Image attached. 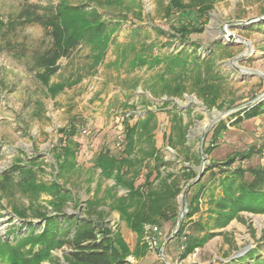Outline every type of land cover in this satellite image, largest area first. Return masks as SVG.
Segmentation results:
<instances>
[{
    "label": "rangeland",
    "instance_id": "374dc122",
    "mask_svg": "<svg viewBox=\"0 0 264 264\" xmlns=\"http://www.w3.org/2000/svg\"><path fill=\"white\" fill-rule=\"evenodd\" d=\"M171 2L125 0L109 5L98 4L96 0H0V175L8 172L11 165L25 164L36 156L41 165L37 169L38 179L52 181L55 176L52 151L62 135L58 129L74 123L80 174L65 185L76 199V204L70 201L63 209L68 216L85 217L84 202L90 196L85 180L89 175L96 179L98 172L93 169V159L102 148L117 150L123 138L124 121L133 124L151 111L155 122L151 133L154 145L166 165L175 167L168 170L178 172L182 166H193L197 173L202 155L198 162L187 161L183 148L170 145L173 119H180L186 127V147L199 154L202 138L205 144L216 124L221 120L226 123V130L211 153L203 154L200 182L206 189L191 216L188 200L195 189L188 191L187 184L193 179L181 185L174 200L176 216L158 229L145 225L144 241L137 242L136 234L118 212L109 211L104 205L99 207L104 210L108 228L119 231L131 252L137 248L140 253L127 255L122 264H166L159 250L177 226L178 216L185 209V197L187 211L181 222L187 225L201 222L208 228L206 223L212 224L208 219L211 193L214 197L221 194L219 178L232 173L238 165L243 168L264 165V108L255 117L243 118L245 111L264 104V0H181L184 8L172 6ZM59 3L95 7L110 26L117 23L119 26L98 64L93 58L95 47L79 44L69 57L56 60L53 67L58 69L45 83L39 77L46 72L41 59L48 56L52 41L50 29L40 25L34 15L44 14L45 8ZM250 19L253 20L247 22ZM180 24L195 25L199 30L182 37L174 30ZM225 32L234 35V39H228ZM183 49L195 51L200 60L212 57L213 73L218 80L209 77L206 81L216 86L217 101L213 107H206L197 91L191 90L192 78L186 80L187 90L182 94L168 93L164 82L172 85L181 82L179 77L165 71V63L151 68L146 65L132 68L130 64L138 55L163 57ZM71 75L80 77V82L53 96L48 87ZM247 103L243 109L213 122L219 114ZM249 149L253 155L242 159L240 153L251 154ZM233 155L232 166H223ZM244 177L250 180L252 176L247 171ZM141 181L142 178L136 183ZM112 183L105 180L102 188ZM94 184L95 181L91 187ZM117 191L120 195L124 193L121 188ZM47 200L50 197L46 194L38 199L49 213L52 209ZM12 207L23 209L26 217L20 219ZM34 208L17 189L8 188L4 192V187H0V239L10 241L24 236L31 223L36 233L42 231L44 221L32 216ZM18 225L21 227L9 232ZM210 231L218 234L185 258L180 257L181 238L176 239V232L164 246L167 264H251L255 258L264 261V213L240 211L238 219ZM151 238L157 239V245L151 243ZM249 250H256V254L240 260ZM68 251L67 245L52 250L54 261L40 264H67L63 256ZM0 264H5L4 260Z\"/></svg>",
    "mask_w": 264,
    "mask_h": 264
},
{
    "label": "trees",
    "instance_id": "16d2710c",
    "mask_svg": "<svg viewBox=\"0 0 264 264\" xmlns=\"http://www.w3.org/2000/svg\"><path fill=\"white\" fill-rule=\"evenodd\" d=\"M96 1L98 4L109 3V5L125 2V0ZM171 4L179 8L185 7L181 0H172ZM88 6L59 3L45 8L44 14L34 15L40 25L50 29L52 41L47 51L48 56L44 55L41 59V66L46 68V72L39 75L43 82L47 83L56 73L58 68L53 67L56 60L69 57L79 44L95 47L96 51L93 53L95 64L105 56L107 48L113 41L112 35L119 24L110 26L102 19L95 7L88 9ZM205 8L207 7L203 9ZM174 30L185 37L190 32L198 31L199 28L195 25L180 24ZM163 63H165V71L174 78L179 77L178 82H181L174 85L169 81L164 82L162 85L168 93L175 96L182 94L187 90L186 80L192 78L191 90L197 91L206 107H213L216 104L217 100H214L216 86L206 81L209 77L218 80L217 75L213 73L212 57L200 60L195 51L191 53L183 49L177 54L163 57L138 55L130 60L132 68L144 65L151 68ZM75 78L71 75L68 79L54 83L48 88L55 96L65 88H71L80 82V77V79L77 76ZM263 108L264 104L260 103L245 111L243 118L255 117ZM123 123V138L117 145V150L102 148L93 159V169L98 172L96 179L89 175L85 180L90 196L84 202V218L71 217L63 211L68 202L74 201L76 204V199L65 185L73 176L80 174L76 160L79 144L73 139L76 135L74 123L69 127L58 129L62 135L52 151L55 166V176L52 181L46 183L38 179L37 169H41V165L36 156L28 157L29 160L25 164L11 165L8 172L0 175L1 189L4 187V192L8 188L17 189L28 199L29 205L35 207L32 216L44 221V227L38 233L34 231L31 223L29 232L24 236L15 237L10 241L0 239V260H4L5 264H40L45 260L54 261L51 251L67 245L69 251L63 256L67 264H122L127 255L138 256L140 253L137 248L131 252L119 231L113 232L108 228L104 222V210L99 209L101 205L107 206L109 211L118 212L119 217L136 234L137 242L144 241L145 225H154L158 229V226L161 227L163 223L176 216L174 200L181 187L191 179L193 180L187 184L188 191L193 188L195 191L188 200V216L197 210L196 202L206 189L200 182L202 176L194 182L198 173L193 166H182L177 170L178 172L168 170L175 167L166 165L160 150L154 145L151 134L155 125L153 113L148 111L145 117L138 118L133 124H129L128 121ZM225 130V121H219L211 133L210 140L202 144L204 155L211 153L214 143ZM170 134L172 137V141L169 140L170 145L174 148L178 146L183 148L187 161H199L201 154L190 151L185 145L186 127L180 119H173ZM249 150L251 154L240 153L242 159L253 155V151ZM234 161L235 155L222 165L230 168ZM247 171L252 176L250 180L244 177ZM140 178L142 181L136 183ZM105 180H112V185L102 188ZM93 181L95 184L91 187ZM218 187L221 194L214 197L212 192L209 199L208 219L212 224L207 222L208 228L201 222L190 225L181 222L176 234V239L181 238V258L193 253L197 247L218 234L210 230L221 229L234 218L238 219L240 211L264 213V165L248 168L238 165L232 173H226L219 178ZM118 188L123 189L124 193L118 194ZM41 194L50 197L47 204L52 212L43 210L46 206L38 201ZM12 211L20 219L26 217L23 209L12 207ZM19 227L21 226H13L11 228L13 230L9 232ZM255 254L256 250H249L240 260L253 257ZM251 264H264V261L255 258Z\"/></svg>",
    "mask_w": 264,
    "mask_h": 264
},
{
    "label": "water",
    "instance_id": "95a60500",
    "mask_svg": "<svg viewBox=\"0 0 264 264\" xmlns=\"http://www.w3.org/2000/svg\"><path fill=\"white\" fill-rule=\"evenodd\" d=\"M252 20H253V19L247 20V22H250V21H252ZM225 33H226V37H227L228 39H232V38L234 39V35H232V34L229 33V32H225ZM239 38H240V37H239ZM240 39H241V38H240ZM255 101H256V99H255ZM250 103H251V102H250ZM248 104H249V103L244 104V105H241V106H238V107H235V108H232V109H230V110H228V111H226V112H224V113L219 114L213 122H217V121H219L223 116H226V115H228V114H231V113H233L234 111H237V110L243 109V108L246 107ZM205 135H206V134H205ZM203 139H204V138H202V140H201V144H200V153H201V155H202L200 171L198 172L196 178L194 179V182H196V181H198V180L200 179V177L202 176V173H203V171H204L205 157H204V155H203V153H202ZM188 188H189V187L187 186V190H188ZM180 202H181V201H180ZM183 202H185V209H184V210L179 214V216H178L177 226H176L174 232H173V233H172V234H171V235H170V236H169V237H168V238L162 243L161 248H160V250H159V254H160V256L162 257L163 261H164L166 264H167L166 257H165L164 254H163L164 246H165V244L167 243V241H168L171 237H173L174 234H176V232H177V230H178V228H179V225H180V222H181L182 216H183V214L187 211L186 197H185V199L183 200Z\"/></svg>",
    "mask_w": 264,
    "mask_h": 264
},
{
    "label": "built area",
    "instance_id": "2783aa9c",
    "mask_svg": "<svg viewBox=\"0 0 264 264\" xmlns=\"http://www.w3.org/2000/svg\"><path fill=\"white\" fill-rule=\"evenodd\" d=\"M151 243L153 244V245H157V239L156 238H151Z\"/></svg>",
    "mask_w": 264,
    "mask_h": 264
},
{
    "label": "bare ground",
    "instance_id": "6f19581e",
    "mask_svg": "<svg viewBox=\"0 0 264 264\" xmlns=\"http://www.w3.org/2000/svg\"><path fill=\"white\" fill-rule=\"evenodd\" d=\"M247 44V43H246Z\"/></svg>",
    "mask_w": 264,
    "mask_h": 264
}]
</instances>
